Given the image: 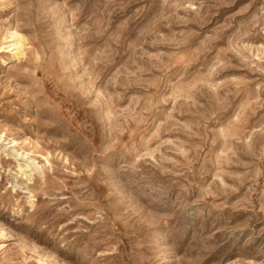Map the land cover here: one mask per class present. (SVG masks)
Masks as SVG:
<instances>
[{
  "label": "rangeland",
  "instance_id": "1",
  "mask_svg": "<svg viewBox=\"0 0 264 264\" xmlns=\"http://www.w3.org/2000/svg\"><path fill=\"white\" fill-rule=\"evenodd\" d=\"M0 264H264V0H0Z\"/></svg>",
  "mask_w": 264,
  "mask_h": 264
},
{
  "label": "bare ground",
  "instance_id": "2",
  "mask_svg": "<svg viewBox=\"0 0 264 264\" xmlns=\"http://www.w3.org/2000/svg\"><path fill=\"white\" fill-rule=\"evenodd\" d=\"M12 49L13 54H21L22 53V44L20 41H16L15 43L12 44Z\"/></svg>",
  "mask_w": 264,
  "mask_h": 264
}]
</instances>
